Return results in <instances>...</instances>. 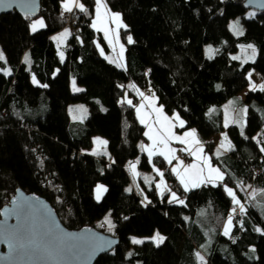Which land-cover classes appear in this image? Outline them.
I'll return each mask as SVG.
<instances>
[{"label":"trees","instance_id":"1","mask_svg":"<svg viewBox=\"0 0 264 264\" xmlns=\"http://www.w3.org/2000/svg\"><path fill=\"white\" fill-rule=\"evenodd\" d=\"M79 1L87 11H72L63 62L53 36L66 28L65 0H43L36 19L17 12L0 17V47L12 73L0 72V210L21 189L48 201L68 230L92 227L118 238V247L95 264H200L196 253L206 264H264V235L256 231H264V211L251 198L264 191V91H248L249 72L264 84V13L247 9V0H106L125 24L120 37L126 69H121L101 55L110 49L92 26L96 0ZM252 11L255 16H248ZM238 17L241 37L229 29ZM38 19L45 27L32 32ZM208 44L218 49L211 59L204 52ZM241 44L256 46L254 62L231 58ZM72 78L82 91H72ZM130 85L151 92L168 116L178 114L185 122L178 131L195 130L224 174L222 182L185 192L156 156L172 190L160 196L152 185L145 188L147 199L138 193L128 166L140 160L139 169L150 172L152 165L142 148L146 129L125 102ZM242 93L247 113L241 126L229 127L230 148L222 152L216 144L225 130L222 106ZM72 104L88 106L84 121L72 119ZM95 137L108 145L92 154ZM97 185L107 189L99 202ZM225 186L245 206L241 217L232 214ZM171 191L184 203H169ZM229 215L233 227L225 236ZM106 217L115 226L111 230ZM155 233L165 237L159 246L131 242Z\"/></svg>","mask_w":264,"mask_h":264},{"label":"snow or ice","instance_id":"2","mask_svg":"<svg viewBox=\"0 0 264 264\" xmlns=\"http://www.w3.org/2000/svg\"><path fill=\"white\" fill-rule=\"evenodd\" d=\"M0 5H2V8L0 10H10L13 7H17L21 9L26 18H30V14L35 11V6L33 3V0H0ZM78 8L81 12L86 13V8L85 6L79 2V0H65L63 3V9L65 12H72L73 8ZM105 8L106 5H104L103 0H96V21L93 23V27L97 28V30H100L98 27V23L101 21L102 17L100 14V9ZM104 15H108L107 11H105ZM112 21L117 24L118 27H123V25L120 23V16L119 14H114L111 17ZM39 27H44V22L42 20H37L31 23L30 27L33 32L37 31V26ZM239 26V20L235 21L232 25H230L231 30L235 35L242 36L244 34L243 30L238 27ZM108 32L105 30V35L107 36ZM70 35L69 31L66 29L64 32L60 33L59 36L53 37V40L58 41L59 43H63L64 39ZM128 42L133 43L132 37H128ZM243 48V46H242ZM247 49H251V56L248 57L247 59H250L254 62L255 56H256V49L253 45L249 44L247 45ZM246 50V49H245ZM209 53L212 52V49L209 47L207 50ZM123 52V46H121V55ZM61 61L64 59L63 52L59 53ZM101 55H103V51L101 50ZM107 59V57H105ZM211 58V56H210ZM233 60L239 59L237 56L232 57ZM0 61H3L5 64L7 63V59L5 57V54L3 51H0ZM111 62V61H110ZM247 62V61H245ZM24 63L28 64L30 63V57L26 54L24 57ZM4 75L10 76L11 69H3ZM251 76L252 73H248L249 77V82H250V91H255L257 90V87H259L260 91H264V84H261L257 86L256 84L251 82ZM33 83L36 84L38 83L35 79V77L32 78ZM75 83V82H73ZM43 87H47V85H42ZM219 87V86H217ZM75 91H82V89L74 88ZM143 95V94H141ZM131 101H128V104L131 105ZM232 102H229L231 104ZM158 113L157 117V123H161L162 127L161 129L158 130V135H153L152 134V127L151 125L146 124V127L149 128V131L145 133L146 136L149 137L150 140L153 141L152 145L148 148H145V150L148 152V157L149 161H151V158L153 155L159 154L164 156V159L167 160L168 164H172L173 160L178 161L177 167L172 168V172L177 176V178L180 181V184L183 186L184 191L187 192L190 190L191 187H198L201 184H206V183H211L214 187L216 185V181L222 182L224 180V174L220 171L218 168H213L208 162L207 158L203 157L201 154L203 153V148L202 146L199 147L196 152H192L191 148H185V149H180V151H188L192 155H196L199 160H202L207 167L208 174L207 176L204 175V168L199 167L197 164L190 165L188 167H183V161L178 160V158L175 155V150L171 149L168 147V144L171 140H176L181 144H189V140L187 138H192L191 143L194 144H200V141L196 139V132L195 130H190L184 134L183 137L176 136L174 133H172L171 129L175 125L172 124L171 120L167 116H163L162 114V109H157L156 110ZM214 111V110H212ZM137 112H140V109H137ZM241 112L246 114L247 109H241ZM172 119L179 121V125L183 127L184 121L179 118L178 115H175ZM141 123H146L145 118L142 116L141 117ZM226 139V137H225ZM99 145H106V141L100 140L97 138L95 141ZM259 143V141H258ZM158 145H163V149L160 150L158 149ZM223 147V144L221 145ZM144 146L142 145V148ZM260 151L264 153V147L260 148ZM92 154H97L96 152H93ZM114 163V161H113ZM181 168H183V173L181 172ZM133 177L135 178L138 173L135 172V164L131 165ZM157 174L161 176V184H164L163 181V173L160 172L158 169H156ZM189 173H193V175H189ZM243 182H239L237 184V187H241ZM159 188L160 185H157ZM166 188V185H165ZM224 190L227 192V194L231 197L232 203H233V208H232V214L234 215L237 211V208L239 209V212L241 214L245 213L246 209L243 204H241L240 200L237 198V195L233 189L228 188L225 186ZM107 189L103 185H97L96 187V200L99 202L101 200V194L103 192H106ZM126 191H131V189H126ZM251 198L254 200L255 199V192L251 194ZM147 199V198H145ZM172 202H177L180 204H183L184 201L180 199L175 192H171V200L169 203ZM14 204L16 203L15 201L13 202ZM148 203H151V201H148ZM23 205L19 206L22 207ZM11 215H15L17 217V220H20V216L18 213V209L14 208L11 212ZM233 215H229L227 222L224 225L223 229V234L225 236L230 235L231 227L233 224ZM105 223L108 224L109 229L111 230L115 226L112 224L111 220L108 219L107 217L105 218ZM241 225H243V221L239 222ZM15 239H7L5 240L6 243H8L9 249L12 253H14L16 256H28V255H36V256H42V257H54V256H61L63 254H72V255H87L88 258H91L94 256L97 252L100 251H106L109 247H111V244L113 243L112 241H104L102 243H97L94 245H91L88 249H78L74 247H67L63 245V241H72V240H77L80 239L79 237H74L68 234H64V236L61 238L62 239V244L59 246L57 249L52 250V249H47V248H42L38 244L34 243L33 241L29 240L27 237V230L23 227L21 224H17L16 228L11 230ZM256 231L261 232V235H264V231H261V229L257 228ZM154 243H156L157 246H159L163 241L165 240V237L160 235L159 233H156L154 237L151 238ZM132 244H142L144 241L136 239L135 237L132 238L131 240ZM254 252L255 249H252ZM129 256L132 255V253L128 254ZM197 259L200 261V264H206L204 261V257L201 256L199 253H196Z\"/></svg>","mask_w":264,"mask_h":264},{"label":"water","instance_id":"3","mask_svg":"<svg viewBox=\"0 0 264 264\" xmlns=\"http://www.w3.org/2000/svg\"><path fill=\"white\" fill-rule=\"evenodd\" d=\"M42 1L33 0L35 11L30 14V18H26L24 12L17 7L10 10H0V17L17 12L24 19H36L40 16ZM245 7L255 12L264 13V0H247ZM21 205L23 206L19 207ZM14 208L18 209L19 221L15 215H11ZM18 223L27 230L28 239L42 248L57 249L62 244L61 238L64 234L80 238L63 241V245L67 247L86 250L91 245L104 241H112L113 243L106 251L97 252L91 258H88L87 255L72 254L50 258L36 255L16 256L10 251L5 240L15 239L11 230L16 228ZM119 243L118 238L106 235L92 227H85L78 231L68 230L61 223L56 211L48 201L38 195L28 194L21 189H18L10 202L0 210V264H95L102 255L113 252Z\"/></svg>","mask_w":264,"mask_h":264},{"label":"crops","instance_id":"4","mask_svg":"<svg viewBox=\"0 0 264 264\" xmlns=\"http://www.w3.org/2000/svg\"><path fill=\"white\" fill-rule=\"evenodd\" d=\"M103 3H104V5H106V9L105 8H101L100 9V14H101V17H102L101 21L98 23V27L100 28V30H97V28H94L96 30V32H99V33H101L103 35V37L105 38V40H106V42H107V44L109 46V49H110L109 52L103 51V56H104V58L107 57V60L109 62H110L109 59H114V57H115V59H118V56H119L122 59V63L125 65V68L119 67L114 61H111V63L115 64L116 66H118L121 69H126V61H125L126 48H125V46H124V44H123V42L121 40V37H120V32L123 29H125V24L123 22V19H122L121 15L119 14V16H120V23L123 25V27H118L117 24L114 23L112 21V19H111L112 15L117 14V13H114V12H112L110 10V8H109L106 0H103ZM62 9H63V3H62ZM73 10L78 11L79 9L74 7ZM105 11H107V13H108V15H106V16L104 15ZM96 16H97V12H96ZM96 16H95L94 21H96ZM66 29L69 32H71V34H72V29L70 27H66L62 31H60L59 33L55 34L53 37L59 36L60 33L64 32ZM105 30H107V32H108L107 36L105 35ZM53 41L55 42V40H53ZM67 41H68V38H67ZM121 46H123L122 55H121ZM129 88H130V92L133 95L132 94H128L127 97H126V99H125V102L127 104H128V101L129 100L132 102L130 106H133L138 121L140 122V124H142L145 127V129H148V127H146V124H148V125H152L153 124V126H151V127H154V126L157 125L158 128L156 130L157 132H155V133H156V135L159 134L158 133V130H159V128L161 129L162 124L156 122L157 121V117H158V113H157L156 110L157 109H162L163 116L169 117L170 120H171V122H172V124L175 125L171 129L172 133H174L176 136L183 137L186 132L190 131V130L178 131V129H183L185 127V122H184L183 127H181L179 125V121H176V120L172 119L177 114H175L174 116H168L164 112V110H163L162 106L160 105L158 99L151 92H149V91H140V90L136 89L133 85H130ZM141 94H143V95H141ZM134 96H137V102L136 103H134ZM138 108L140 109V112L139 113L137 112V109ZM74 110L78 113V112H80V107H76V109H74ZM142 116L145 118L146 123H141V117ZM179 118L182 120V118L180 116H179ZM147 139H148V143L147 144H149L150 143V139L148 137H147ZM187 139L189 140V144H181V143H179L176 140H171V141H175L174 144L177 145L178 147H180V149L191 148L192 152H196V150L199 147L202 146L203 153L201 155L203 157L207 158V162L213 168H217V167H215L212 164L210 157L205 154V152H204V146L202 145L201 142H200V144H194V143H191V139L192 138H187ZM196 139L199 140L197 134H196ZM95 140H96V137L93 139V146H94L93 147V150L95 152H97V151H99V150L107 147V145H108V143H106V145H103V146H101L99 148H96V144L97 143H95ZM218 140H219V135L216 137V144H217V146H218ZM226 142H227L228 145H227V148H226L225 151L221 150L219 148V146H218V148L222 152H226L230 148V142L229 141H226ZM222 143H223V140H222ZM182 152L189 159L187 162L186 161H183L185 163V164H183V167H188V166L193 165V164H195L197 162L199 164L198 165L199 167H203L204 168V175L207 176L208 170H207V167L205 166V164H204V162L202 160H199L196 155H192L188 151H182ZM147 157H148V155H147ZM160 157H162V156H160ZM148 159H149V157H148ZM162 159H163L164 163L169 167V164H168L167 160H165L164 157H162ZM168 170H170V172L173 174V176H175V178L177 179L178 183L180 184L179 179L172 172V168L169 167ZM181 172L183 173V169L181 170ZM152 173H154V169L153 168H152V171L148 172V174H152ZM130 175H131V178H132L131 172H130ZM189 175H193V173H189ZM156 178H157V181L159 182V185H160L159 189H161L163 191L161 194L159 193V195L160 196H163L169 190L168 189V186L166 185L167 183L166 184L165 183L164 184H161V179L158 176H156ZM140 182H141V187H142L141 189L139 188L138 184L136 182H133V180H132V183H133L134 188L138 191L139 194H142V197L143 198H145V188H150L152 185L155 186V184H152V182H150L149 180L145 179L144 178V174H142V175L140 174ZM218 182H220V181H216V183H218ZM165 185H166V188L167 189L165 188ZM201 185H203V184H201ZM193 188H196V187H191L190 189H193ZM95 194H96V189H95ZM104 194H105V192H103L101 194V198L103 197Z\"/></svg>","mask_w":264,"mask_h":264},{"label":"rangeland","instance_id":"5","mask_svg":"<svg viewBox=\"0 0 264 264\" xmlns=\"http://www.w3.org/2000/svg\"><path fill=\"white\" fill-rule=\"evenodd\" d=\"M255 14L256 13L252 11V12H249L248 16L253 17V16H255ZM38 20H42V19H38ZM237 20H239V26L238 27L241 28L243 30V32H244V27H243V24H242V18H239L238 17V18L232 19L231 22H230V24H229V29H230V31L232 33H233V31L231 30L230 25H232ZM34 21H37V20H34ZM69 24L70 25H68L66 23V27H70L71 28L72 27V24H73L72 23V20L70 21ZM44 27H45V23H44ZM44 27L41 28L38 25L37 26V31L43 29ZM37 31H35V32H37ZM69 33H70V35L64 39L63 43H59L58 41H55V43L57 45V49H58V55H59L60 52H63L64 58H65V46H66V43H67V38L69 39L70 36H71V32H69ZM235 36L236 37H241V36H238V35H235ZM247 45H249V44H241L240 47H239V50L237 52L230 54L231 58L233 56H237V57H239V59H237V61H240L243 64L248 63V62H253L252 60L247 59L252 54L251 53V49H247ZM251 45H253V44H251ZM242 46H243V48H242ZM253 46L256 49V56H255V60H256V58H257V48H256L255 45H253ZM209 47L212 49V52L211 53H209L207 51L209 49ZM0 51H2L1 47H0ZM204 52H205L206 58L211 59V58H213V57L216 56V54L218 52V49L216 47L208 44V45H205ZM210 56H211V58H210ZM59 57H60V55H59ZM60 60H61V58H60ZM109 60L110 61H114L119 67L125 68V65L122 63V59L119 56H118V59H115V57H114V59H109ZM63 61H64V59H63ZM245 61H247V62H245ZM5 68L10 69L8 63L5 64L3 61H0V72H4L3 69H5ZM71 82H72V91L73 92H80V91H75L74 88H78V89H82L83 90V88L80 85H78V83L76 82V80L74 78L71 79ZM73 82H75V83H73ZM251 82L254 83V84H256L257 86L261 85V84L255 82V80L253 79L252 76H251ZM257 89H259V87H257ZM248 91H250V86L248 88ZM244 98H245V93H242L238 98L231 99V100H229L228 102H226L222 106V109H223V112H224V119H225V130H224V132H222L219 135L218 146L223 151L226 150L227 145H228L226 141H229L230 142V138H229V134H228L229 127L231 125H233V124H236L238 126H241L243 124V120H244L245 115H246V114H244V113L241 112V109H245V106L243 105ZM229 102H232V103L229 104ZM74 105H77L81 109V111L78 112L77 115H74L73 114L74 113V109H75L74 107H76ZM69 112H70V115L72 116V119L73 120L84 121L86 119L87 115H88L89 108H88V106H86L84 104H72V105H70ZM151 126H153V124ZM157 128H158L157 125L154 126V127H152V134L153 135H156L155 132H157L156 131ZM148 131H149V128L146 129V132H148ZM146 137H148V136H146ZM225 137H226V139H225ZM97 138H99L100 140L106 141L105 139H103L101 137H96V140H97ZM222 140H223V143H222ZM152 143H153V141L150 140V143L149 144H147V143L146 144H143V146H144L143 147V151L147 155H148V152L145 150V148L150 147L152 145ZM174 143H175V141H170L169 144H168V147L171 148V149H173V150H175V155L178 158V160H180V161H186L187 162L189 159H188V157L182 151L180 152L181 153L180 154V157H178L177 152L180 150V147H178ZM222 144H223V147L221 146ZM101 146H103V145L96 144V148H99ZM158 149L162 150L163 149V145H158ZM89 152L90 153H93L95 151L94 150H91ZM204 152H205V149H204ZM155 156H159V154L153 155L152 158H151V161L150 162H151L152 168L154 169V173H152V174H148V172H143V171H141L139 169L140 160H136V161L130 163L128 167H129V170H130V172L132 174V180H133V182H136L138 184V186H139L140 189L142 188L141 187V182H140V174L141 175L144 174V178L147 179V180H149L150 182H152V184H155L158 192L161 194L163 191L157 187V185H159V182L157 181L156 176H158L160 179H162V178H161L160 175L157 174L156 169H158L160 172L163 173V181H164L165 184L167 183L166 185L168 186V189H170V187H169L168 182H167V179H166V175H165L166 172H165V170L160 165H158V164H156L154 162ZM160 156H162V155H160ZM162 157H164V156H162ZM132 164H135V172L138 173V175H136L135 178L133 177V173H132V169H131V165ZM183 164H185V163L183 162ZM195 164L199 165L197 162ZM177 165H178V161L177 160H173L172 161V164H169V167L170 168H173L175 166L177 167ZM182 169L183 168H181V170ZM170 190H172V189H170ZM253 201H254V204L256 205V207L261 212H263L264 211V191H262L260 193H257L255 195V199ZM232 227H233V225H232ZM232 227H231V230H232ZM230 233H231V231H230ZM155 235H156V233L153 236H151V237H135V238L136 239H139V240H143L144 242H147V241L153 242L151 238L154 237ZM132 238H131V240H132ZM154 244L156 245V243H154ZM136 245H139V244H136ZM136 264H141V263L138 262Z\"/></svg>","mask_w":264,"mask_h":264},{"label":"built area","instance_id":"6","mask_svg":"<svg viewBox=\"0 0 264 264\" xmlns=\"http://www.w3.org/2000/svg\"><path fill=\"white\" fill-rule=\"evenodd\" d=\"M73 12L72 13H63V18H64V21L68 24V25H70L69 23H70V21L72 20V16H73ZM181 151L179 150L178 152H177V155H178V157H180V153ZM236 215L238 216V217H241V213L239 212V211H237L236 212Z\"/></svg>","mask_w":264,"mask_h":264}]
</instances>
